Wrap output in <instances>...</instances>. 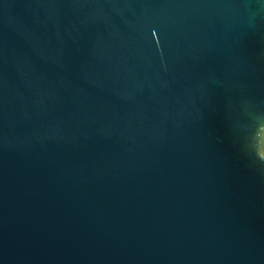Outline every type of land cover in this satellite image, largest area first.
Here are the masks:
<instances>
[{
	"label": "water",
	"instance_id": "95a60500",
	"mask_svg": "<svg viewBox=\"0 0 264 264\" xmlns=\"http://www.w3.org/2000/svg\"><path fill=\"white\" fill-rule=\"evenodd\" d=\"M0 264H264V0H0Z\"/></svg>",
	"mask_w": 264,
	"mask_h": 264
}]
</instances>
